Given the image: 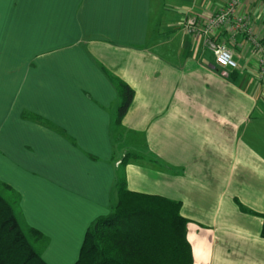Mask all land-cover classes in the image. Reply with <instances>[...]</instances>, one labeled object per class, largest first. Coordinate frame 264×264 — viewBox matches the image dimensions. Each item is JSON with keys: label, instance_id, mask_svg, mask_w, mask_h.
<instances>
[{"label": "crops", "instance_id": "obj_1", "mask_svg": "<svg viewBox=\"0 0 264 264\" xmlns=\"http://www.w3.org/2000/svg\"><path fill=\"white\" fill-rule=\"evenodd\" d=\"M228 1L0 0V194L47 264L75 263L121 178L180 202L192 264H264V2L210 33L234 69L186 27Z\"/></svg>", "mask_w": 264, "mask_h": 264}, {"label": "trees", "instance_id": "obj_2", "mask_svg": "<svg viewBox=\"0 0 264 264\" xmlns=\"http://www.w3.org/2000/svg\"><path fill=\"white\" fill-rule=\"evenodd\" d=\"M117 120L133 90L118 80ZM261 236L264 237V214ZM187 220L180 202L128 190L121 178L108 215L87 229L74 264H192ZM0 264H47L22 231L12 206L0 194Z\"/></svg>", "mask_w": 264, "mask_h": 264}, {"label": "built area", "instance_id": "obj_3", "mask_svg": "<svg viewBox=\"0 0 264 264\" xmlns=\"http://www.w3.org/2000/svg\"><path fill=\"white\" fill-rule=\"evenodd\" d=\"M264 2V0H262ZM240 3V0H229L227 4L216 12L213 16L207 19L203 24H198L196 20L189 19L186 23V27L189 32L204 35V44L212 52L213 59L219 67L234 69L237 67V63L233 57L231 49L222 42H216L210 36V33L222 26L230 25L233 13ZM244 22L239 19L237 23H234V27L240 28ZM232 26V24H231ZM261 73L264 74V58L260 60Z\"/></svg>", "mask_w": 264, "mask_h": 264}]
</instances>
